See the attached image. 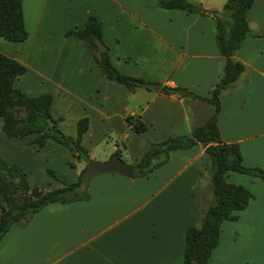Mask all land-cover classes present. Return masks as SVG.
I'll return each mask as SVG.
<instances>
[{
	"label": "crops",
	"instance_id": "0c3cea01",
	"mask_svg": "<svg viewBox=\"0 0 264 264\" xmlns=\"http://www.w3.org/2000/svg\"><path fill=\"white\" fill-rule=\"evenodd\" d=\"M188 1L219 12L227 0ZM156 3L22 0L27 39L0 41V53L26 69L14 88L28 97L50 94V113L61 119L63 133L74 138L76 123L87 119L81 145L89 159L106 161L118 152L134 164L151 143L190 136L212 114L206 102L161 91L166 86L209 98L225 65L212 17ZM88 17L100 23L114 68L160 85L159 91L128 90L101 74L86 44L66 36L82 29ZM247 23L250 32L264 33V0H255ZM234 59L245 71L221 94L220 138L239 146L245 167L264 169V38H246ZM127 119L139 120L146 131L136 134ZM2 125L0 118V157L18 166L31 187H61L47 169L66 183L77 181L85 163L75 162L69 150L51 139L43 147L32 144L36 135L9 139ZM211 175L201 144L172 151L144 177L97 175L89 181L87 200L49 204L26 227L11 226L0 242V264H183L185 233L200 228L211 201ZM227 181L245 187L252 199L237 221L222 223L209 264H264V182L236 173Z\"/></svg>",
	"mask_w": 264,
	"mask_h": 264
},
{
	"label": "trees",
	"instance_id": "16d2710c",
	"mask_svg": "<svg viewBox=\"0 0 264 264\" xmlns=\"http://www.w3.org/2000/svg\"><path fill=\"white\" fill-rule=\"evenodd\" d=\"M254 2L255 0H227L219 12L205 11L199 4L188 0H157L156 3L157 7L163 9L210 15L214 21L217 50L225 59L222 77L214 86L209 98L196 96L185 89L162 87L161 91L164 94H175L206 102L211 106L212 114L202 125L193 129L190 136L151 143L148 151L134 163L133 178L144 177L165 164L172 151L188 150L196 144L204 147L211 160L212 175L207 189L211 201L204 210L200 228H189L185 233L183 264H209L212 253L219 243L222 223L237 221V213L244 211L252 199L251 193L245 187L227 181L228 174L256 177L264 182V169L245 167L239 146L224 144L217 125L221 94L232 88L245 71L244 65L234 59L235 53L246 38H264V33H252L248 27L247 15ZM66 36L74 37L86 44L106 79L123 85L128 90L139 88L144 83L140 79L124 76L114 68L109 59L108 49L102 41L100 23L94 17H88L82 29L70 30ZM0 39L11 43L24 42L27 39L22 0H0ZM96 40L105 46V52L98 53ZM25 71L21 64L0 53L2 132L9 139L36 135L31 143L39 147H43L46 141L51 139L69 150L75 162H84L86 165L89 156L81 141L87 131V119H81L76 123L74 138L64 135L57 126L61 119H54L51 116L50 94L28 97L14 88L15 80ZM48 121L52 123L51 126L48 125ZM126 121L136 134L146 131V126L139 120ZM114 155L120 157L118 152ZM69 166L74 168L75 163L71 162ZM83 170L73 183L59 180L53 171L47 170L50 177L60 181L61 187L46 191L39 187H31L18 166H9L0 157V242L11 226L26 227L33 216L49 204H69L87 200V190L78 192Z\"/></svg>",
	"mask_w": 264,
	"mask_h": 264
},
{
	"label": "water",
	"instance_id": "95a60500",
	"mask_svg": "<svg viewBox=\"0 0 264 264\" xmlns=\"http://www.w3.org/2000/svg\"><path fill=\"white\" fill-rule=\"evenodd\" d=\"M98 53L106 51L105 46L99 41H95ZM141 87L152 91H159L161 86L158 84L142 83ZM48 125L52 123L48 121ZM115 173L125 178H132L134 175V164H128L124 162L120 157L113 155L106 161H93L88 160L85 168L81 174V180L78 187V192L82 193L86 191L89 181L97 175Z\"/></svg>",
	"mask_w": 264,
	"mask_h": 264
},
{
	"label": "rangeland",
	"instance_id": "374dc122",
	"mask_svg": "<svg viewBox=\"0 0 264 264\" xmlns=\"http://www.w3.org/2000/svg\"><path fill=\"white\" fill-rule=\"evenodd\" d=\"M0 41H3V40H0ZM149 84H152V83H149ZM59 124V123H58ZM58 124H57V126H58ZM68 125L69 124H67L66 123V130H68L67 128H68ZM59 128V127H58ZM59 130L61 131V128H59ZM65 130V131H66ZM62 132V131H61ZM63 133V132H62ZM64 135H66L67 134V131H66V133H63ZM67 136V135H66ZM108 143H109V141H107L106 142V145H108ZM99 150L101 151V147L99 148ZM90 160H93V159H90ZM122 160L124 161V162H126V163H128V164H133V163H131L132 161L130 160V159H128V158H126V157H122ZM93 161H97V160H93ZM70 167V166H69ZM62 168V167H61ZM72 168V167H71ZM63 169V168H62ZM47 170H49V169H47ZM46 170V171H47ZM64 170V169H63ZM47 174V173H46ZM48 175V174H47ZM49 176V175H48ZM50 177V176H49ZM50 179H52V177L50 178ZM41 188H44V187H41ZM237 215H238V213H237ZM242 224H241V227H244V222H241ZM244 256H245V254H244ZM237 264H239V261H238V263ZM240 264H243V263H241L240 262ZM248 264H251V263H248Z\"/></svg>",
	"mask_w": 264,
	"mask_h": 264
}]
</instances>
